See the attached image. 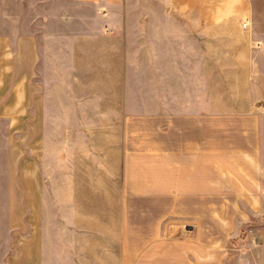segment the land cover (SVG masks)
<instances>
[{"label": "crops", "instance_id": "1", "mask_svg": "<svg viewBox=\"0 0 264 264\" xmlns=\"http://www.w3.org/2000/svg\"><path fill=\"white\" fill-rule=\"evenodd\" d=\"M263 210L256 0H0V264H228Z\"/></svg>", "mask_w": 264, "mask_h": 264}, {"label": "rangeland", "instance_id": "2", "mask_svg": "<svg viewBox=\"0 0 264 264\" xmlns=\"http://www.w3.org/2000/svg\"><path fill=\"white\" fill-rule=\"evenodd\" d=\"M256 19L264 21V0H256ZM247 24L243 23L242 27L246 28ZM262 29V28H261ZM24 163V162H23ZM2 176V173H1ZM39 179L45 178V173L37 172ZM253 208L259 210L261 205H251ZM250 220L239 221L238 232L228 237L226 243V260L228 264H264V210L257 212L256 216L250 217ZM228 220L221 222L215 221L216 227L224 226L228 224ZM181 225L183 228L188 227L186 223H171V226ZM232 227V221H230V228ZM261 230V232H259ZM259 232V234H258ZM169 233L167 232V237ZM188 235V236H187ZM187 238H194L187 234ZM179 238L178 236H175ZM170 238H174L170 236ZM220 238V237H216Z\"/></svg>", "mask_w": 264, "mask_h": 264}]
</instances>
